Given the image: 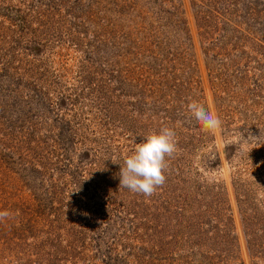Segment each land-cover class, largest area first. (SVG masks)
<instances>
[{
	"label": "rangeland",
	"instance_id": "374dc122",
	"mask_svg": "<svg viewBox=\"0 0 264 264\" xmlns=\"http://www.w3.org/2000/svg\"><path fill=\"white\" fill-rule=\"evenodd\" d=\"M0 211V264H264V0H0Z\"/></svg>",
	"mask_w": 264,
	"mask_h": 264
},
{
	"label": "clouds",
	"instance_id": "9594fccd",
	"mask_svg": "<svg viewBox=\"0 0 264 264\" xmlns=\"http://www.w3.org/2000/svg\"><path fill=\"white\" fill-rule=\"evenodd\" d=\"M187 108L195 121L205 130L215 131L221 126L220 119L202 104L193 101ZM175 136V131L167 126L144 136V141L137 144L133 153L121 166L120 186L133 193L152 196L157 188L165 183L166 157H172L176 151ZM8 216L7 211H0V222Z\"/></svg>",
	"mask_w": 264,
	"mask_h": 264
}]
</instances>
